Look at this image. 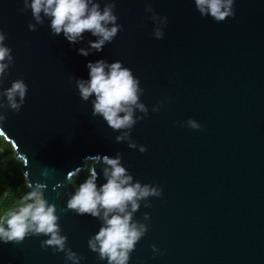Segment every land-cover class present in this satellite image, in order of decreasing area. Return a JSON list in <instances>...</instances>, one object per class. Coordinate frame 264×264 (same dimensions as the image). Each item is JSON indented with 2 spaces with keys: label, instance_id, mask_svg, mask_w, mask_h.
I'll return each mask as SVG.
<instances>
[{
  "label": "water",
  "instance_id": "95a60500",
  "mask_svg": "<svg viewBox=\"0 0 264 264\" xmlns=\"http://www.w3.org/2000/svg\"><path fill=\"white\" fill-rule=\"evenodd\" d=\"M99 2L103 8L105 0ZM150 2L168 18L163 39L152 35L145 0H115L123 29L102 51L83 56L78 49L96 37L85 33L73 45L51 33L47 18L29 31L35 20L30 9L18 11L22 0H0V30L14 57L0 90L16 79L28 88L20 112L7 110L0 134L21 160L26 185H46L44 196L55 204L61 234L83 257L80 264L107 261L88 247L102 222L67 210L73 175L99 156L93 168L101 186L103 156L117 152L134 182L163 190L134 214L148 231L128 264H264V0H234V17L220 23L202 17L194 0ZM100 59L122 62L144 89L140 99L149 112L131 130L144 153L116 143L120 132L92 115L94 97L83 101L70 80L89 79L87 64ZM188 119L201 129L177 123ZM44 239L0 242V264H66L63 252L41 248Z\"/></svg>",
  "mask_w": 264,
  "mask_h": 264
},
{
  "label": "clouds",
  "instance_id": "9594fccd",
  "mask_svg": "<svg viewBox=\"0 0 264 264\" xmlns=\"http://www.w3.org/2000/svg\"><path fill=\"white\" fill-rule=\"evenodd\" d=\"M23 7L18 11L23 14L31 10L35 23L29 22V31H36V26L43 25L45 18L50 21L53 35L63 33L71 44L84 40L85 33L96 37L89 40L87 48L78 49V54L88 56L92 51H102L110 44L123 25L117 23L115 15V0H105L101 8L99 0H22ZM145 11L151 13V20L156 25L153 30L155 39H163L164 27L168 24L166 16L158 15L150 2L145 0ZM195 7L202 17L210 16L217 23L234 17V0H194ZM6 34L0 30V84L9 68L14 64L12 49L5 44ZM89 79H75L80 98L87 102L91 97L92 115L100 116L114 132L115 142H127L131 149L147 151L143 145H138L131 138V130L138 120L148 115L149 109L141 102L144 89L140 81L133 75L131 69L123 66L122 62L108 63L103 59L87 64ZM28 88L23 79L12 81L11 86L0 90V125L7 119V110L19 113L25 103ZM160 104L154 105L153 112L159 111ZM143 113L137 116L136 112ZM180 123L193 130L201 129L194 119ZM100 160L93 159L90 175L75 187L74 193L69 194L67 210L76 215H90L100 220L98 232L88 240L89 249L98 254V259L106 260L107 264H128L131 253L137 243L148 231L146 223L134 219V214L140 209L141 201L144 207H151L149 197H160L162 189L150 184L134 182L133 176L122 165V154L116 153L115 158L103 156L102 174L106 183L97 186L98 173L93 165ZM69 182L72 183L71 174ZM73 185H76L72 183ZM29 189L22 195L16 206L0 212V242L22 243L26 237L45 236L41 248H52L53 253L63 252L65 261L80 264L82 256L67 247V236L62 235L60 216L55 204H51L44 196L46 185L42 183L28 184ZM144 221L150 220V214L144 213ZM152 251L159 250L152 245ZM163 255V253H160Z\"/></svg>",
  "mask_w": 264,
  "mask_h": 264
},
{
  "label": "trees",
  "instance_id": "16d2710c",
  "mask_svg": "<svg viewBox=\"0 0 264 264\" xmlns=\"http://www.w3.org/2000/svg\"><path fill=\"white\" fill-rule=\"evenodd\" d=\"M22 162L15 156L10 141L0 134V212L14 208L26 187ZM90 165L73 175L76 186L90 175Z\"/></svg>",
  "mask_w": 264,
  "mask_h": 264
},
{
  "label": "rangeland",
  "instance_id": "374dc122",
  "mask_svg": "<svg viewBox=\"0 0 264 264\" xmlns=\"http://www.w3.org/2000/svg\"><path fill=\"white\" fill-rule=\"evenodd\" d=\"M90 163H88V165H89ZM91 172V171H90Z\"/></svg>",
  "mask_w": 264,
  "mask_h": 264
}]
</instances>
